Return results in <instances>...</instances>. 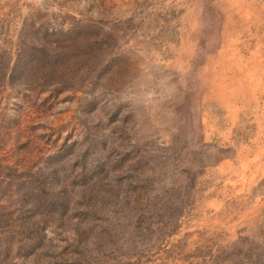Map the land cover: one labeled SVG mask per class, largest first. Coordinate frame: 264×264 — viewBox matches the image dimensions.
I'll list each match as a JSON object with an SVG mask.
<instances>
[{
  "label": "rangeland",
  "instance_id": "rangeland-1",
  "mask_svg": "<svg viewBox=\"0 0 264 264\" xmlns=\"http://www.w3.org/2000/svg\"><path fill=\"white\" fill-rule=\"evenodd\" d=\"M229 43L264 64V0H0V264H264Z\"/></svg>",
  "mask_w": 264,
  "mask_h": 264
},
{
  "label": "crops",
  "instance_id": "crops-1",
  "mask_svg": "<svg viewBox=\"0 0 264 264\" xmlns=\"http://www.w3.org/2000/svg\"><path fill=\"white\" fill-rule=\"evenodd\" d=\"M231 30L233 31L235 29ZM226 44L224 43L223 46H225ZM236 45H238L239 47ZM248 47V43H229L224 49V52L221 53V57L225 56V65L227 67H233L234 65L238 67V70L237 67L231 68V73L222 77V86L221 88H218L215 92L216 100H220L222 104L224 106L226 105L229 109H232L234 107L233 111H231L234 122L229 118L233 123H236L238 120H241L243 116L247 115L245 113L249 111V108L251 106L253 107V93L256 87L255 84L260 85V83H264V64H261V62H257V60H260V57L257 55V53L253 54L251 52L247 54V52H245ZM219 52H221V50H219ZM246 62L251 64V67H248L247 70L244 69V66H246ZM255 62L258 63L257 66L255 65ZM225 71L227 72V70ZM237 99H239L240 101L237 102ZM204 100L210 102L205 98ZM217 102H214V104L222 106L219 102ZM222 109L225 110L224 107H222ZM251 113H254V111H251ZM254 119L256 120V118ZM256 123H258L257 120Z\"/></svg>",
  "mask_w": 264,
  "mask_h": 264
},
{
  "label": "trees",
  "instance_id": "trees-1",
  "mask_svg": "<svg viewBox=\"0 0 264 264\" xmlns=\"http://www.w3.org/2000/svg\"><path fill=\"white\" fill-rule=\"evenodd\" d=\"M18 57H19V52H18ZM54 61V60H53ZM40 63H42V62H39L38 64H36V67L34 66V67H31L30 66V68H33L34 69V72L38 69V68H40L41 69V66L42 65H40ZM50 66H52V70H56L57 69V66L54 64V63H52ZM18 69V70H17ZM16 70V72H19V73H21V72H23L24 70H27V67L24 65V63L23 62H21V64H17L16 63V65L14 66V71ZM40 82H42V81H40Z\"/></svg>",
  "mask_w": 264,
  "mask_h": 264
}]
</instances>
